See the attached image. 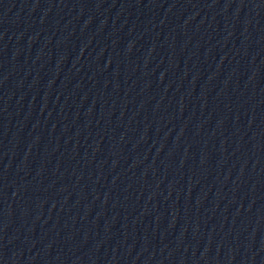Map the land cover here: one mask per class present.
I'll use <instances>...</instances> for the list:
<instances>
[{
    "label": "water",
    "instance_id": "water-1",
    "mask_svg": "<svg viewBox=\"0 0 264 264\" xmlns=\"http://www.w3.org/2000/svg\"><path fill=\"white\" fill-rule=\"evenodd\" d=\"M0 264H264V0H0Z\"/></svg>",
    "mask_w": 264,
    "mask_h": 264
}]
</instances>
